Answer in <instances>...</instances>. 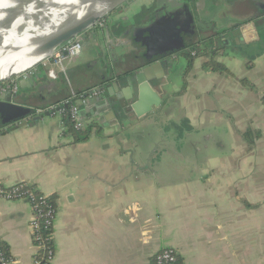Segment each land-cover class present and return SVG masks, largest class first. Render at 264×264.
Returning a JSON list of instances; mask_svg holds the SVG:
<instances>
[{
	"label": "crops",
	"instance_id": "1",
	"mask_svg": "<svg viewBox=\"0 0 264 264\" xmlns=\"http://www.w3.org/2000/svg\"><path fill=\"white\" fill-rule=\"evenodd\" d=\"M150 1L117 11L105 40V29H90L94 41L79 57L39 64L21 78L15 101L40 115L86 88L82 76L101 78L108 67L124 77L143 59L122 28L132 9ZM201 7L209 35L223 34L230 20L223 7ZM241 35L248 45L256 41ZM98 46L114 53L106 64L93 52ZM251 48L219 57L226 73L199 60L184 76L186 62L177 58L156 81L161 106L142 117L130 111L107 127L103 115L81 111L90 120L82 141L58 111L0 128V182H31L57 207L51 264H155L166 247L184 264H264V80L256 74H264V53ZM248 130L259 133L251 147ZM31 218L28 202L0 197V243L15 264H36Z\"/></svg>",
	"mask_w": 264,
	"mask_h": 264
},
{
	"label": "water",
	"instance_id": "2",
	"mask_svg": "<svg viewBox=\"0 0 264 264\" xmlns=\"http://www.w3.org/2000/svg\"><path fill=\"white\" fill-rule=\"evenodd\" d=\"M105 1L108 2V7L102 11L96 12L91 6L88 12L79 20L62 27L61 30L43 41L36 51L34 59L38 61L33 66L47 59L64 43L94 28L102 18L129 0ZM256 4L261 9H264V2L258 1ZM66 5L56 6L57 13L53 19L46 20V24L44 25L46 26L45 30L55 27L60 23V20L67 17L68 14L65 15V13L71 7L65 8ZM161 13L162 15L157 11L154 19L147 26H136L133 30V42L135 44L141 42L145 48L143 55L145 64L136 60L134 65L126 70L125 76L118 79L114 78V73H109L107 67L106 72H104L101 78L98 75L99 73H97V77L92 81L90 80L92 76H82L81 80L88 85L86 88L77 91L71 88L70 98L73 102L79 103L81 111L90 114L95 112V115H103L106 122L102 126H110L112 121H115V124H120L119 116L130 111H134L137 116L142 117L152 112L154 108L161 106L163 99L159 93L160 85L156 81L166 77L174 62L173 57L177 53L187 49L186 34L188 38H192L196 32L195 17L190 6L187 4L175 10L163 11ZM16 15L17 12L15 10L10 15L3 16L5 19L11 17L6 21L4 19L2 21L7 25ZM23 28L24 25H22L21 30ZM239 32L246 38L257 36V30L253 23L241 27ZM239 39L242 38L239 36ZM251 41H254L253 38ZM30 68L18 73L11 71L6 76L0 78V83ZM110 70H114V65L110 67ZM70 85L71 83L69 87ZM17 94H0V128L12 124L26 125L30 118L37 120L55 113L61 108L60 106H56L40 115H36L38 111L36 107L20 104L15 101ZM64 106L67 107L68 105L64 104Z\"/></svg>",
	"mask_w": 264,
	"mask_h": 264
},
{
	"label": "flooded vegetation",
	"instance_id": "3",
	"mask_svg": "<svg viewBox=\"0 0 264 264\" xmlns=\"http://www.w3.org/2000/svg\"><path fill=\"white\" fill-rule=\"evenodd\" d=\"M133 1L134 0L130 1L129 3H125V6L131 4ZM258 1L264 2V0H151L150 4L145 3L147 6L143 8L145 10L144 15L143 18L140 19L142 25L136 26H147L148 24H150V21L154 19V15L157 11L158 13H160V15H162L161 12L163 11L175 10L177 8H180L184 4H187L188 6H190V9L195 17V22L197 25L196 32L192 38H188V35L186 34L185 39L187 41L188 47L186 50L177 53L173 57L174 61L179 58L186 62L184 65V72L186 69H188L187 67L190 65V61L192 63V67L190 68L191 70L193 68L194 63L199 60H202L203 65L207 62L215 60L216 62L224 64L229 70V67L227 66V64H225V62L218 60L219 57L229 55L236 57L240 53L249 52L248 48L250 47H252L251 49H255V54L264 53V9H261L256 4ZM213 2L216 8L223 7V9H221L222 13L220 15L224 16L225 14H228V18H230L229 25L225 26V28L223 29V34L215 36L209 35L208 30H206L205 28L206 21L209 18L208 11L205 10V7L200 8V6L209 5L212 7ZM170 4L172 6H169ZM239 5H241L239 9L232 8V6ZM115 18L116 16L113 15V19ZM111 21V18H103L102 23H97L93 29L103 28L106 30L107 25ZM250 23H253L255 25V28L257 30V36L253 37V39H256V41L248 45L246 44V40L244 41V39H239L240 33L238 31L241 27ZM136 26H129L130 28L128 29L130 30L127 29L126 32L123 31L130 38L129 40H131L132 42L134 35L133 30ZM90 32L91 31H86L82 36L83 48L79 53L78 57L83 53L86 47H88L87 44L91 40V38L90 40L88 38V33ZM93 41L94 40L92 39L91 42ZM137 45L141 48L143 59L145 48L144 46H142L141 42L137 43ZM96 48L93 52L96 56H98L102 64H106L107 62L106 60H104L106 55L114 56V53L111 49H108L107 51L104 50V48L101 46H98ZM143 60L142 62L145 64Z\"/></svg>",
	"mask_w": 264,
	"mask_h": 264
},
{
	"label": "built area",
	"instance_id": "4",
	"mask_svg": "<svg viewBox=\"0 0 264 264\" xmlns=\"http://www.w3.org/2000/svg\"><path fill=\"white\" fill-rule=\"evenodd\" d=\"M98 23H102V20ZM83 34L61 45L40 64L59 65L67 58L78 56L83 48ZM38 65L2 82L0 85V94L18 93L21 78L28 79L32 70ZM64 104L68 106L65 107ZM56 106L61 107L58 112H60L64 118H69V123L74 131H83L89 126L90 120L82 117L79 103L73 102L71 98L61 102L59 105L51 106L47 108V110H51ZM0 197L6 200H24L30 204L32 209L30 227L33 233L35 246L38 250L36 264H42V259L40 257L41 253L45 256V263L51 264L55 257L54 225L57 216V207L51 197L41 192L39 188L31 182H19L13 185H5L0 182ZM154 261L155 264H184L180 260L178 252L172 247H166L159 251L155 255ZM0 264H15L14 259L1 243Z\"/></svg>",
	"mask_w": 264,
	"mask_h": 264
},
{
	"label": "bare ground",
	"instance_id": "5",
	"mask_svg": "<svg viewBox=\"0 0 264 264\" xmlns=\"http://www.w3.org/2000/svg\"><path fill=\"white\" fill-rule=\"evenodd\" d=\"M64 4H67L65 8L71 7L65 13L68 14L67 17L60 20L55 27L45 30L46 20L53 19L57 13L56 6ZM91 6L96 12H100L108 7V2L105 0H0V72H2L0 78L11 71L18 73L33 68L34 63L38 61L34 57L41 43L62 27L79 20ZM15 10L17 15L5 25L4 21L11 16L7 19L3 16L6 17ZM22 25H24L23 30H21Z\"/></svg>",
	"mask_w": 264,
	"mask_h": 264
},
{
	"label": "trees",
	"instance_id": "6",
	"mask_svg": "<svg viewBox=\"0 0 264 264\" xmlns=\"http://www.w3.org/2000/svg\"><path fill=\"white\" fill-rule=\"evenodd\" d=\"M192 67V63L190 61V65L187 67L188 69L185 70L184 72V76L187 74V72H189L190 68ZM203 69L205 70H212L215 72H219V73H226L229 72V70L226 68V66L220 62H216L215 60H212L211 62H207L203 65ZM240 81L242 82V84L244 86H248L250 88L253 87V85L250 83V80L248 78H241ZM1 85V83H0ZM185 85V82H184ZM65 124H67L69 126V131L71 133H73L74 138L76 141H82L88 138V133L86 131H74L73 128L71 127L70 123H69V118L65 117L64 118ZM243 136L245 138V140L248 142L249 146H253L255 144V139L259 136L258 132L252 131V130H248L245 133H243ZM53 201V199H52ZM55 204V203H54ZM41 259H42V264H46L45 263V259H44V255L43 253H41L40 255Z\"/></svg>",
	"mask_w": 264,
	"mask_h": 264
},
{
	"label": "rangeland",
	"instance_id": "7",
	"mask_svg": "<svg viewBox=\"0 0 264 264\" xmlns=\"http://www.w3.org/2000/svg\"><path fill=\"white\" fill-rule=\"evenodd\" d=\"M130 1H132V0H129L128 2H130ZM139 4H141L140 3V1L137 3V5H139ZM124 7H125V4L124 5H120L116 10H114L112 13H110L109 15H107L106 17H104V18H106V19H108V18H111V22L107 25V29L105 30L106 32H107V34H105V31H103L104 33H102L101 35H102V40H105L106 39V37H108V35L113 31V29H116V26L115 25H117V23L119 22H116V24H114V19H113V15L117 12V11H120L121 9L123 10L124 9ZM145 7V6H144ZM143 7V8H144ZM241 7V5H239V6H232V8H237V9H239ZM134 8H137V7H134ZM139 9L136 11L135 9H132L130 12H129V14H128V19H127V22L125 21V24H126V26H124L123 28H122V31H124V32H126L127 31V29L128 28H130L129 26L132 24V22H136V21H139L140 19H142L143 18V15H144V9L143 8H141V6H139L138 7ZM134 10H135V12H134ZM101 20H103V18L101 19ZM121 21H123V20H121ZM120 23H122V22H120ZM128 30H130V29H128ZM96 51H97V48H96ZM256 58L255 57H253V56H247V60L248 61H250V60H255ZM181 61H183V60H181ZM243 68V67H242ZM256 73V72H255ZM257 79L258 80H264L263 78V76H264V74H263V72H260V71H257ZM2 84V83H1Z\"/></svg>",
	"mask_w": 264,
	"mask_h": 264
}]
</instances>
